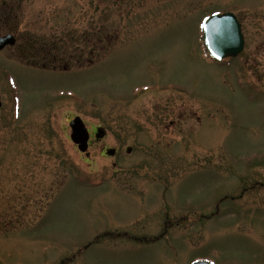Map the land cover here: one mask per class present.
Listing matches in <instances>:
<instances>
[{
	"label": "rangeland",
	"instance_id": "rangeland-1",
	"mask_svg": "<svg viewBox=\"0 0 264 264\" xmlns=\"http://www.w3.org/2000/svg\"><path fill=\"white\" fill-rule=\"evenodd\" d=\"M222 11L264 78V0H0V264H264V79L206 56Z\"/></svg>",
	"mask_w": 264,
	"mask_h": 264
},
{
	"label": "water",
	"instance_id": "water-1",
	"mask_svg": "<svg viewBox=\"0 0 264 264\" xmlns=\"http://www.w3.org/2000/svg\"><path fill=\"white\" fill-rule=\"evenodd\" d=\"M203 45L214 60H220L224 57L235 56L241 48V40L238 32V26L234 17L230 13L214 15L202 25ZM14 38L10 35L0 37V50L5 46H12ZM70 139L77 145L79 151L86 149L87 132L79 118H74L70 123ZM193 264H209L206 262H195Z\"/></svg>",
	"mask_w": 264,
	"mask_h": 264
},
{
	"label": "flooded vegetation",
	"instance_id": "flooded-vegetation-1",
	"mask_svg": "<svg viewBox=\"0 0 264 264\" xmlns=\"http://www.w3.org/2000/svg\"><path fill=\"white\" fill-rule=\"evenodd\" d=\"M242 9L245 8L244 5L241 6ZM239 12V11H238ZM235 14V18L237 19L239 26H240V31H241V35H242V40H243V45H242V49L240 51V53L234 57L233 59H231V62H233V71L240 75L243 76L241 78H238V80H250L253 81V67L254 69H256L259 65L256 62V58H255V54H253V49L252 51H250L249 54H247V48H246V34H245V30H244V23L242 21V19L240 18L239 15H237L235 12H233ZM253 55V59L251 58ZM259 62V61H258ZM248 76V77H246ZM261 76H263V74H261ZM259 76L258 74H256V81L262 82L263 81V77ZM89 131V140H88V147L90 148V146L93 143H100L102 141V139L104 138V130L102 127L99 126H94L88 129ZM75 149V147H74ZM92 149V147H91ZM105 150V151H104ZM106 148L104 147L103 152L101 154V156H103L105 158V152H106ZM104 153V155H103ZM118 150L117 148L114 149L113 155L111 156L112 158L118 156ZM89 156L88 154H84V158L87 159ZM250 190V189H249ZM226 197H224L225 199ZM237 197H229V200L234 201ZM16 224H20L21 222H15ZM200 223H203V221H201ZM163 224V222H162ZM0 227L2 228H11L8 223L2 222L0 221ZM168 226H166V224L161 228L160 232H162V234L164 232L167 231ZM159 232V233H160ZM132 236H136L135 233H132ZM141 238L139 239L138 237H132V239L135 240H142V241H148V240H158L160 239V237H156L159 234L154 235V233H150L149 231H141ZM144 234H153L151 237H145L143 236ZM129 239V238H128Z\"/></svg>",
	"mask_w": 264,
	"mask_h": 264
},
{
	"label": "trees",
	"instance_id": "trees-1",
	"mask_svg": "<svg viewBox=\"0 0 264 264\" xmlns=\"http://www.w3.org/2000/svg\"><path fill=\"white\" fill-rule=\"evenodd\" d=\"M53 51H55L54 49H53ZM52 56V55H51ZM45 57H47V55L45 54ZM49 59H50V57L49 58H47V59H45L44 61H41L42 63H47V62H50L49 61ZM28 63H29V61H30V59H28V60H26ZM32 64H35V63H32Z\"/></svg>",
	"mask_w": 264,
	"mask_h": 264
}]
</instances>
